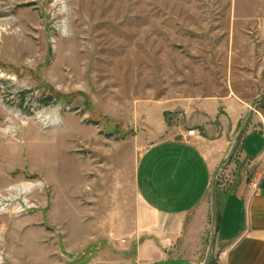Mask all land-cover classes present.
I'll list each match as a JSON object with an SVG mask.
<instances>
[{"label": "rangeland", "instance_id": "rangeland-1", "mask_svg": "<svg viewBox=\"0 0 264 264\" xmlns=\"http://www.w3.org/2000/svg\"><path fill=\"white\" fill-rule=\"evenodd\" d=\"M263 24L264 0H0V264L117 259L90 196L131 206L163 111L173 127L193 99L259 109Z\"/></svg>", "mask_w": 264, "mask_h": 264}, {"label": "crops", "instance_id": "crops-1", "mask_svg": "<svg viewBox=\"0 0 264 264\" xmlns=\"http://www.w3.org/2000/svg\"><path fill=\"white\" fill-rule=\"evenodd\" d=\"M248 107L234 95L193 99L173 127L163 111L160 138L135 163L131 206L119 204L118 192L89 198L96 209L89 223L98 239L115 245L111 256L118 258L108 264H202L214 188L213 264H264V103L248 113L214 185ZM190 129L196 136L186 135ZM88 186L84 192L92 191Z\"/></svg>", "mask_w": 264, "mask_h": 264}, {"label": "water", "instance_id": "water-1", "mask_svg": "<svg viewBox=\"0 0 264 264\" xmlns=\"http://www.w3.org/2000/svg\"><path fill=\"white\" fill-rule=\"evenodd\" d=\"M249 123V119H247L246 123H245V126L243 127V129L241 130V132L239 133V136L237 137V139L233 142L232 144V147H231V150L228 154V156L226 157V159L218 166L217 170H216V174H215V177L217 176L218 172L221 170V168L231 159L232 155H233V152L236 148V146L238 145V142H239V139H240V136L243 134L246 126L248 125ZM215 193H216V189L214 188L212 191H211V206H212V214H213V219H212V225H214V217H215ZM214 241H215V236L213 235L212 237V242H211V245H210V252H209V255L207 257V260L203 263V264H209L211 259H212V255H213V247H214Z\"/></svg>", "mask_w": 264, "mask_h": 264}, {"label": "bare ground", "instance_id": "bare-ground-1", "mask_svg": "<svg viewBox=\"0 0 264 264\" xmlns=\"http://www.w3.org/2000/svg\"><path fill=\"white\" fill-rule=\"evenodd\" d=\"M37 118L40 122H44V120H42V115H37ZM41 185L38 184V185H33V184H27V185H23V186H20L16 189V192H17V195L18 196H25L26 194H28L29 192H31L33 189L37 188V187H40ZM12 198V197H11ZM25 204H27L26 201H24ZM8 205H4V204H1L0 205V213L2 212H5L6 209H7ZM23 210V206H21L20 204H16V207H15V210L14 212L15 213H19Z\"/></svg>", "mask_w": 264, "mask_h": 264}, {"label": "built area", "instance_id": "built-area-1", "mask_svg": "<svg viewBox=\"0 0 264 264\" xmlns=\"http://www.w3.org/2000/svg\"><path fill=\"white\" fill-rule=\"evenodd\" d=\"M186 135L188 137H194V136H196V131L194 129H190L189 131H187ZM256 186H257L256 183L252 184V186H251L252 190L256 189Z\"/></svg>", "mask_w": 264, "mask_h": 264}, {"label": "trees", "instance_id": "trees-1", "mask_svg": "<svg viewBox=\"0 0 264 264\" xmlns=\"http://www.w3.org/2000/svg\"><path fill=\"white\" fill-rule=\"evenodd\" d=\"M210 264H213V260H211V263Z\"/></svg>", "mask_w": 264, "mask_h": 264}]
</instances>
